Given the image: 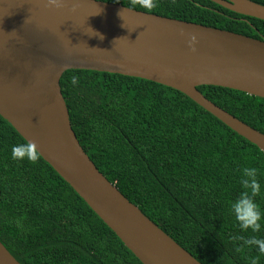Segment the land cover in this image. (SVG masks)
Masks as SVG:
<instances>
[{
	"label": "trees",
	"instance_id": "16d2710c",
	"mask_svg": "<svg viewBox=\"0 0 264 264\" xmlns=\"http://www.w3.org/2000/svg\"><path fill=\"white\" fill-rule=\"evenodd\" d=\"M264 41V20L211 0H101ZM264 5V0H251ZM75 79V83H73ZM59 86L79 144L96 168L201 264H264V152L183 93L117 73L68 69ZM211 102L264 134V98L200 85ZM26 143L0 116V242L21 264H142L39 155L14 160ZM257 170L260 229L241 231L231 204L241 169ZM19 225V226H18ZM240 239H237V238Z\"/></svg>",
	"mask_w": 264,
	"mask_h": 264
},
{
	"label": "water",
	"instance_id": "95a60500",
	"mask_svg": "<svg viewBox=\"0 0 264 264\" xmlns=\"http://www.w3.org/2000/svg\"><path fill=\"white\" fill-rule=\"evenodd\" d=\"M264 20L251 0H211ZM190 36H195L192 48ZM85 69L173 88L264 152V134L197 88L264 98V41L101 0H0V116L87 203L142 264H201L96 168L72 130L59 79ZM0 264L19 263L0 242Z\"/></svg>",
	"mask_w": 264,
	"mask_h": 264
},
{
	"label": "clouds",
	"instance_id": "9594fccd",
	"mask_svg": "<svg viewBox=\"0 0 264 264\" xmlns=\"http://www.w3.org/2000/svg\"><path fill=\"white\" fill-rule=\"evenodd\" d=\"M141 7L150 9L154 7V0H140ZM60 0H47V5L59 6ZM195 36H190L188 46L193 47ZM75 83V79H73ZM39 149L35 142L28 140L26 143L13 145L10 151V156L14 160H27L36 162L39 159ZM257 170L254 167H244L241 169L239 183L242 191L240 195L233 200L231 204V213L237 221L241 231L250 230L256 232L260 229L259 221L261 219L260 211L254 200V195L259 189L257 181ZM19 226V225H18ZM237 239H240L239 237ZM243 244L246 246H255L260 255H264V239L249 237L243 239ZM250 264H257V258L252 257Z\"/></svg>",
	"mask_w": 264,
	"mask_h": 264
}]
</instances>
